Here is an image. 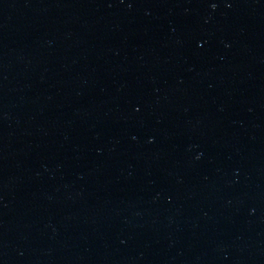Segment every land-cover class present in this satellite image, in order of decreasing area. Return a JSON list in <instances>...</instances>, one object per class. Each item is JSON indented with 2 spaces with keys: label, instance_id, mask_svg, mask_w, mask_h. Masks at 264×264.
<instances>
[{
  "label": "water",
  "instance_id": "1",
  "mask_svg": "<svg viewBox=\"0 0 264 264\" xmlns=\"http://www.w3.org/2000/svg\"><path fill=\"white\" fill-rule=\"evenodd\" d=\"M0 264H264V0H0Z\"/></svg>",
  "mask_w": 264,
  "mask_h": 264
}]
</instances>
